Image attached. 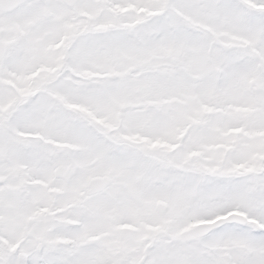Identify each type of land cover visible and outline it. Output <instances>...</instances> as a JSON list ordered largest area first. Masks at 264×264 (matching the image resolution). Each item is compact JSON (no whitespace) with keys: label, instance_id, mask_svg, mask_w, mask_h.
I'll return each mask as SVG.
<instances>
[{"label":"snow or ice","instance_id":"1","mask_svg":"<svg viewBox=\"0 0 264 264\" xmlns=\"http://www.w3.org/2000/svg\"><path fill=\"white\" fill-rule=\"evenodd\" d=\"M0 264H264V0H0Z\"/></svg>","mask_w":264,"mask_h":264}]
</instances>
